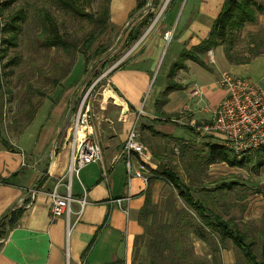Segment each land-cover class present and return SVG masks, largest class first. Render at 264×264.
<instances>
[{
  "label": "crops",
  "instance_id": "obj_1",
  "mask_svg": "<svg viewBox=\"0 0 264 264\" xmlns=\"http://www.w3.org/2000/svg\"><path fill=\"white\" fill-rule=\"evenodd\" d=\"M191 1L183 10L177 34L168 43L170 46L175 42L169 69L163 68V38L156 33L145 38L130 59L111 73L125 111L119 103V131L106 141L102 161L86 165L79 178L72 181L76 199L73 211L80 209L78 200L83 198L84 188L87 203L69 231L64 217H52L49 195L56 181L64 177L70 161L66 137L59 148L55 147L56 136L63 139L65 134L62 127L67 115V95L55 104L46 100L24 129L7 132L9 138L0 130V264H133V253L142 244L144 234L140 212L148 198L158 202L155 196L159 193L156 195L158 181L146 184L133 176L128 184L122 151L129 130L137 123L149 152L146 169H156L166 140L188 141L196 136L181 122H210L214 118L226 94L217 85L223 72L256 81L264 79V53L246 64H234L227 59L224 47L218 46L200 54L199 61L184 60L172 75L176 80L175 76L182 74L176 81L179 88L171 89L166 101L161 102L169 88L172 66L183 51L191 50L209 35L226 0ZM137 4L138 0H111V24L118 28L127 26ZM84 70L85 61L83 73ZM157 71L159 75L155 77ZM76 72L74 69L69 77L74 78ZM196 85L201 91L197 96L192 94ZM141 109L143 112L138 115ZM176 127L186 128L188 134L177 136ZM218 136L208 135L222 144ZM134 168L139 170L137 160ZM141 172L145 174L143 169ZM30 189L38 190L34 199ZM127 195L131 199L126 211V205L120 207L116 199ZM13 217L16 220L12 224Z\"/></svg>",
  "mask_w": 264,
  "mask_h": 264
},
{
  "label": "rangeland",
  "instance_id": "obj_2",
  "mask_svg": "<svg viewBox=\"0 0 264 264\" xmlns=\"http://www.w3.org/2000/svg\"><path fill=\"white\" fill-rule=\"evenodd\" d=\"M45 1L18 0L11 7L4 8L7 16L18 5H22L29 12L30 17L27 22L22 23L17 48H10L4 58L1 57L3 46L0 39V81L3 85L0 92V130L4 137L9 138L7 132L21 131L26 127L25 123L28 117L25 111L28 99L32 98L34 102L40 103L38 110L46 100L49 99L51 103L55 104L64 95H67V115L62 127L65 134L63 139H60V135L56 136L55 147L59 148L63 144L67 134L65 129L70 123L71 115L83 103L84 109L87 106L90 107V125L93 127V132L103 151L109 136L116 135L119 131L118 121L121 117L119 103L125 111L122 99L114 88L111 78L112 71L124 65L139 49L145 38L156 33L163 38L162 59H165L163 68L168 66L169 69L175 42L170 46L168 43L180 28L184 8L189 1V3L192 1L186 0L182 12L178 15L184 0L174 10L167 8L170 0H160L157 5L156 0H143V7L133 13L127 26L118 28L110 22L109 29L97 36L89 49L90 63L85 74L82 72L85 61L83 53L73 51L72 55H69L62 48L46 49L40 46L38 23L41 21V16L38 13L39 9L44 6L49 8L59 24L60 31L71 42L77 44L79 51L84 49L86 40L92 36L91 33L96 32L95 23L56 6H50ZM81 2L87 11L95 15H101L105 4V0H81ZM249 2L251 8L261 7L262 11H257L254 14L255 21L246 23L236 33L239 44L237 49L243 53L246 51L245 42L249 39V35L264 31V0H249ZM150 12L154 13V19L148 27L143 28L142 36L130 48H127L125 40L129 32ZM167 32L172 33V36L169 35V39L165 37ZM8 35V32H3L0 37L4 38ZM96 50L99 53H95ZM13 59L14 62L11 63L10 61ZM104 60L107 61V67L102 69ZM9 62L10 64H7ZM74 69H77L75 77L70 78L69 75ZM64 71H67V74L63 76ZM158 73L159 71L156 72L155 77L159 75ZM57 77L58 84H54L53 79ZM175 77H177L176 80L171 76L170 84L178 83L176 81L182 77V74L179 73ZM37 90H40L42 94H39ZM112 95L116 98L109 97ZM175 134L181 137L186 136L188 130L176 127ZM141 140L146 144L145 139ZM208 142L217 143L208 136L202 138L194 136L188 141L166 140L165 152L159 156V159L156 158L159 160L156 161L158 164L169 165L187 183H190L196 197L203 195L204 188H218L215 198H212L213 208L225 219H234L236 226L253 243L258 258L264 261V147L241 156L234 154L238 159H245L242 166H231L225 162L209 165L203 163L199 166L193 162L192 155L204 154L208 149L206 146ZM143 171L149 175L148 184L158 181L156 195L159 193V196L157 198L155 196V199H158L155 204H158L156 211L159 212V218L162 219L164 215L161 214V202L174 199V194L177 191L167 181L155 178V174H152L149 169L144 167ZM229 185L230 187H228ZM181 202L183 203V201ZM168 215L171 220V214ZM159 218L157 217L156 220ZM188 230L186 245L190 248L194 258L207 260L212 264H245L241 250L231 240L226 241L225 248H221V244H219V249L214 252V247L209 242L194 236L192 226H189ZM148 243V239H145L140 247L135 249L132 258L133 264H149Z\"/></svg>",
  "mask_w": 264,
  "mask_h": 264
},
{
  "label": "trees",
  "instance_id": "obj_3",
  "mask_svg": "<svg viewBox=\"0 0 264 264\" xmlns=\"http://www.w3.org/2000/svg\"><path fill=\"white\" fill-rule=\"evenodd\" d=\"M18 0H5L3 7H11ZM47 4L56 6L66 12H70L75 16L94 22L96 32L91 33V38L86 40L83 50H78L76 43L71 42L59 28V24L53 17L52 12L46 6L39 9L41 21L38 23L40 30V46L51 48H62L67 54L72 55L75 51L81 52L85 56V70L87 71L90 63L89 49L91 48L97 36L105 33L110 27V2L105 0L101 15H95L87 11L82 5L81 0H46ZM160 0H156V5ZM182 0H170L168 3L169 10L178 8ZM143 7V0H138L135 11ZM4 9V10H5ZM6 11V10H5ZM261 12L262 8H251L249 0H226L220 14L214 20L213 26L209 35L203 39L199 45L193 47L191 50H185L180 56L179 61L174 65L171 76L175 70L181 67L183 61L191 58L199 61L200 54H205L218 46L224 47V52L227 59L234 64H246L254 57L264 53V31L263 33L257 32L249 35V39L245 42V52L237 49L238 41L236 33L239 32L248 22H254L256 12ZM133 12V13H134ZM131 14V16L133 15ZM6 15V12H5ZM130 16V17H131ZM154 13L150 12L136 27L132 28L128 37L125 40L127 48H130L143 34L144 27H148L154 19ZM29 12L22 5H18L6 16V25L0 30L8 32V36L0 37L1 57L4 58L10 48H17L19 33L22 30V23L27 22L29 19ZM95 36V37H94ZM99 53L98 50L95 53ZM14 62V59L10 61ZM7 63V64H10ZM123 66V65H121ZM120 66V67H121ZM107 67V61L104 60L102 69ZM119 67V68H120ZM116 70V69H115ZM114 71V70H113ZM112 71V72H113ZM67 74L64 71L62 75ZM98 74V73H97ZM58 82V77L53 79V83ZM58 84V83H57ZM33 88L32 85H30ZM3 85L0 81V92ZM179 88V85L172 83L167 88L162 96V101H166V97L171 89ZM38 91V90H37ZM39 94L42 92L39 90ZM1 101V97H0ZM39 102H34L32 98L28 99V106L26 113L28 120L25 125L34 117ZM1 115V114H0ZM184 127L193 130L191 126L185 125ZM207 151L204 154L196 153L192 155L193 162L199 166L203 163L205 165L225 162L231 166H242L245 159H238L233 150L223 144L207 143ZM155 178L167 181L176 191L174 199H167L161 202L160 208L162 209L163 218H159L155 204L151 199H147L146 203L140 212L139 221L144 226V234L142 240L148 239V248L150 252L149 264H212L207 260L194 258L191 250L186 245L187 236L189 233L188 227H193V234L195 237L207 241L214 247V252L221 248H225L227 240H231L242 252L245 264H264L255 252L254 245L249 241L248 236L242 232L237 226L234 219H225L220 213L213 208V199L216 196L217 189L204 188L203 195L196 197L192 191L191 184L187 183L173 168L164 163H159L156 169L148 167ZM230 187V185L228 186ZM213 198V199H212ZM183 201V203L181 201ZM171 214V220L169 215ZM159 220H156V218ZM12 220V221H11ZM10 222L13 224L16 218L13 217ZM218 243V244H217Z\"/></svg>",
  "mask_w": 264,
  "mask_h": 264
},
{
  "label": "built area",
  "instance_id": "obj_4",
  "mask_svg": "<svg viewBox=\"0 0 264 264\" xmlns=\"http://www.w3.org/2000/svg\"><path fill=\"white\" fill-rule=\"evenodd\" d=\"M3 3L4 0H0V30L5 27L7 20ZM1 33L0 31V35ZM172 33L167 32L166 39H169ZM217 85L224 89L226 94L219 103L214 118L210 122L188 123L181 122L180 119H175V121L191 126L198 138L219 135L222 144L230 147L238 156L263 148L264 79L256 81L250 77L239 76L226 71L220 75ZM200 92V86L198 85L192 90V94L196 96ZM142 112L141 109L138 115ZM90 117V107L87 106L84 109L83 103L71 115L70 123L65 129L67 142L71 150L69 165L64 177L58 179L49 192L52 217H64L68 231L78 221L87 203V190L84 188L83 198L78 200L80 209L77 212L73 211L72 204L76 199L72 193V181L74 177L79 178L80 171L86 165L102 161L103 156L102 146L93 132V127L90 125ZM82 127L85 129L84 133L80 135L79 130ZM122 153L125 156L128 184L133 176L140 177L147 184L149 175L142 173L141 170L144 167L146 168L149 152L141 140L137 123H134L129 130ZM136 160L139 164V170L134 168V161ZM29 192L32 199H34L38 190L30 189ZM130 199L131 195H127L116 199V202L120 207L126 205L124 209L127 211ZM73 215H76L75 219L72 218Z\"/></svg>",
  "mask_w": 264,
  "mask_h": 264
},
{
  "label": "bare ground",
  "instance_id": "obj_5",
  "mask_svg": "<svg viewBox=\"0 0 264 264\" xmlns=\"http://www.w3.org/2000/svg\"><path fill=\"white\" fill-rule=\"evenodd\" d=\"M84 127H82L80 130H79V134L82 135L84 133Z\"/></svg>",
  "mask_w": 264,
  "mask_h": 264
},
{
  "label": "water",
  "instance_id": "obj_6",
  "mask_svg": "<svg viewBox=\"0 0 264 264\" xmlns=\"http://www.w3.org/2000/svg\"><path fill=\"white\" fill-rule=\"evenodd\" d=\"M185 1H186V0H184V1H183V3H182V6H181V9H180V12H181V10H182V8H183L184 4H185ZM180 12H179V14H178V15H180ZM172 31H173V30H172Z\"/></svg>",
  "mask_w": 264,
  "mask_h": 264
}]
</instances>
